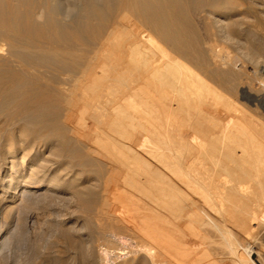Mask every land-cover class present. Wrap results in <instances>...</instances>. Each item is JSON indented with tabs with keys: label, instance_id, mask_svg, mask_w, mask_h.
Here are the masks:
<instances>
[{
	"label": "bare ground",
	"instance_id": "1",
	"mask_svg": "<svg viewBox=\"0 0 264 264\" xmlns=\"http://www.w3.org/2000/svg\"><path fill=\"white\" fill-rule=\"evenodd\" d=\"M256 3L0 0V186L45 185L100 214L91 231L43 221L24 261L0 264H248L255 229L264 245ZM229 48L255 64L260 89ZM117 90L121 99L108 95ZM108 96L120 104L110 109ZM19 151L21 165L10 160ZM134 194L143 213L130 223ZM60 233L76 248L69 260L53 249L59 238L47 244ZM126 237L136 243L111 260Z\"/></svg>",
	"mask_w": 264,
	"mask_h": 264
},
{
	"label": "rangeland",
	"instance_id": "2",
	"mask_svg": "<svg viewBox=\"0 0 264 264\" xmlns=\"http://www.w3.org/2000/svg\"><path fill=\"white\" fill-rule=\"evenodd\" d=\"M254 2L255 3L257 2L256 4H259L262 2L264 3V0H262V1L261 0H254ZM258 25L252 26V29L257 35L264 38V25H259V26ZM229 49L231 50V52ZM229 49H228V51L231 54V60L230 61L233 64H235L236 67L239 68L240 70L243 69L241 71L242 72L241 74L243 75V77L246 78V80L250 83V85L255 90L260 89L261 88V80H260L261 75L257 76V74L259 75L260 73H259L257 67L255 66V64L252 63L247 58H244L239 52H237V51L234 52L231 48H229ZM108 66H109V63H108ZM110 67H108V72H109L108 77H107L108 83L112 82V80H113L112 77L114 74V71L112 72L113 74L111 73L110 69H112V68H110ZM109 75H111V76H109ZM109 77H111L112 79L109 80L110 79ZM258 84H260V85L258 86ZM117 91L118 92L115 91V93H112V94H110L111 93L110 92V93H108V95L115 96L116 94H118L115 97H119V99H121V97L119 96L120 91L119 90H117ZM112 96H108L112 100V101L110 99L108 100V102H110L109 108L110 107L113 108V107L118 106L120 104V100L115 98V97H112ZM113 103H115V105H113ZM111 104L113 106H111ZM252 113L254 115L260 114L259 110H257V111L253 110ZM110 115H112V114H110ZM19 152L20 153H16V155H10V160L16 161V163L18 165H21L20 159H21V156L23 154V151H19ZM41 152H45V155H47L49 153L48 151H45L44 148H42ZM8 166L9 167L7 169L9 172H11L10 164ZM82 182H84L85 184L89 183V181H83V180H82ZM24 190L26 191L25 193L23 192ZM48 190H52V189H48L45 185H41L39 187H33V188L27 187V185L24 184L23 182L17 188H12V189H10V188L5 189V188L0 186V230H1L0 235H2V238L0 239V241L2 240V243H1L2 245L0 246V250H1L0 251V257H4L5 259H8V261H15L14 258L16 260H19L18 258H20L21 261H24L25 260L24 256L26 258V255L29 253V250H30L29 247H31V245H33L35 243V239L40 235L41 225H43L45 221H48L50 219L57 218L58 220L60 219L62 221V223H64L67 226H69L70 224L71 225L74 224L78 228L85 227V230H89V231L96 228L95 224H96L97 220L94 221V218L96 219L97 215H100V214L97 213L95 209H93L92 207L83 208L82 206H79L76 203H74V204L70 203L69 204L66 201H64L62 199V197L59 198L58 196H52V197L46 196V193L48 192ZM67 195L69 196V194H67ZM135 195L138 197H135ZM132 196H134L135 199ZM56 197H57V199H56ZM130 199H129V196L128 197L125 196L126 211H128V213H125V214L128 217V220L131 219L130 223L131 222H138V221L140 222L142 220L141 216H140L141 215L140 210L142 211V209L140 207H142L141 204L143 203L144 199L141 197V195H137V194L131 195ZM132 199H134L133 200L134 202L132 201ZM136 199L137 200L142 199V201H140L141 206L139 204H136V205H139L138 207L140 210L137 208V206L136 207L134 206V203H139V201H136ZM60 201H62V202H60ZM56 202H58V203H56ZM131 202L133 203L132 207L134 209H132L130 207L132 204ZM49 207L51 208V210ZM129 207L131 208V210L129 209ZM129 211L131 213H129ZM142 213H143V211H142ZM111 214H114V213H110V216H111ZM116 215H123V214L122 213H116ZM94 216H96V217H94ZM262 218L264 219V217H262ZM20 220H21V222H20ZM24 222L26 225L25 224L20 225V223L22 224ZM262 223H264V220H261V225H262ZM23 226H25V227H23ZM261 232H262V230L259 228V229H255L254 234H252L253 238H254V239L251 238L252 242L250 244L252 246L251 252H250L251 253L250 258L252 260L250 259L248 261V264H264V245L261 243L262 239H263V235H261L262 234ZM37 233H38V235H37ZM60 234H61V236H59ZM60 234L58 235V237L56 235L52 234L50 236V238L48 240L49 242H47V244L49 245L51 243L50 241L53 242L55 239L57 240L59 238L57 241V245L53 249H55V251H56V249L57 250L62 249L63 251H60V253L61 254L64 253L63 256L65 257V259L69 260L71 257H73V256L75 257V255L77 253V251L75 252L76 248L73 247V245L71 244L72 242H69V239L65 233H60ZM126 238L128 240L126 239V241H125V239L123 238V242L118 243L119 245L118 244L113 245L116 249L114 247L110 248L111 251L113 250L111 252V254L108 255L109 258H112L111 260H113V256H114L113 254L120 255L119 254L120 252L118 249H120L121 247H124V248L126 247L125 249H127V248H130V246H132V244L136 243L134 241V239H132V240L135 243L132 240L130 241L131 238H128V237H126ZM4 239L7 241L4 242L5 241ZM61 240H63L62 241L63 243L59 242ZM257 240H258V242H257ZM124 244H125V246H124ZM117 246H119V247H117ZM60 247H61V249H60ZM123 249L121 248V250H123ZM243 255L245 256L244 258H246V259L248 258L247 253H245ZM22 258L24 260H22ZM244 258L242 256V260ZM10 259H12V260H10ZM129 259H130L129 257H116L115 261L114 260L113 261L116 262V264L117 263L118 264H122V263L123 264H130ZM136 259H137V257H136ZM181 262L183 263V261L179 260L178 257L177 258L171 257V259L169 261L170 264L171 263L172 264H182ZM132 264H137V263H132ZM231 264H233V263H231Z\"/></svg>",
	"mask_w": 264,
	"mask_h": 264
}]
</instances>
